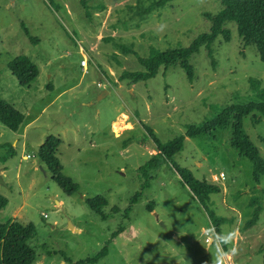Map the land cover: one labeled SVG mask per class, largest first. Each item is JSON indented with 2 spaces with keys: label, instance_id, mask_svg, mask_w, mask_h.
<instances>
[{
  "label": "rangeland",
  "instance_id": "obj_1",
  "mask_svg": "<svg viewBox=\"0 0 264 264\" xmlns=\"http://www.w3.org/2000/svg\"><path fill=\"white\" fill-rule=\"evenodd\" d=\"M222 8V0H0V96L25 115L18 131L0 123V144L16 149L0 163V192L9 199L0 219L36 224L29 241L34 264H88L109 239V254L96 264H264V175L256 182L251 160L232 146L233 119L212 134L186 137L174 156L198 178L220 185L206 205L225 218L224 247L207 208L168 163L126 217L141 189L138 168L157 152L142 124L167 144L190 125L259 99L264 89V61L254 45H245L234 21L226 23L230 40L220 36L214 43V61L204 46L192 55L193 82L179 63L136 85L120 80L124 70H144L140 58L149 57L151 47L189 46ZM19 55L40 69L26 86L10 67ZM244 129L264 156V115L247 116ZM51 134L62 140L64 172L80 184L73 195L41 168L39 148ZM7 150L0 146V157ZM221 172L226 178L217 180ZM96 196L108 200V219L87 204ZM257 196L263 210L245 228Z\"/></svg>",
  "mask_w": 264,
  "mask_h": 264
},
{
  "label": "trees",
  "instance_id": "obj_2",
  "mask_svg": "<svg viewBox=\"0 0 264 264\" xmlns=\"http://www.w3.org/2000/svg\"><path fill=\"white\" fill-rule=\"evenodd\" d=\"M222 3L223 8L211 17L212 25L209 31L201 33L186 47L170 48L164 51L151 47L149 57L140 58L144 70H124L120 80L127 79L133 83L147 81L155 77L161 67L168 68L179 63L186 71L189 80L193 82L195 80V66L191 63L192 55L198 53L201 47L204 46L208 49V54L214 61L213 45L217 38L223 36L226 40H230L231 31L226 27V23L229 21L236 22L238 33L244 40L245 45H254L259 52L260 58L264 61V0H222ZM25 32L34 41H39L38 38L31 36L28 28H25ZM10 67L19 83L23 86L31 84L40 73L38 64L28 55L15 57ZM252 82L253 88L257 91V88H259L258 80L253 79ZM257 94L259 99L233 104L222 110L215 119L205 121L199 125H190L186 134L180 135L167 144L160 141L152 127L141 123L148 131L149 137L154 141L157 152L138 168L139 177L142 179L141 189L131 198V205L127 208L126 217H129V213L133 208L132 204L136 203L142 196V192L150 187L155 173L164 163H168L170 167L179 173L182 177V182L189 185L195 196L207 208L206 203L210 200L211 193L220 192V185L198 178L192 169L179 165L174 160V156L183 149L186 137L212 134L218 128L229 126L230 119H233L234 122L232 123V146L251 160L253 177L256 182L260 183L261 177L264 175V156L261 153V149L244 129V119L247 116L254 112L264 115V89L259 90ZM24 121V113L0 96V123L14 131H18ZM259 122H261V118L256 115L254 123L257 124ZM61 143L60 136L51 134L41 144L38 154L42 164L50 172L52 179L62 191L67 195H73L80 190V184L64 172L65 166L58 153ZM0 146L8 147L7 152L0 157V163H5L16 154V149L10 143H2ZM259 199L260 197L257 196L250 201V205L255 203L257 206L254 209L253 217L246 222L245 228L256 224L260 218L263 206L259 203L257 204ZM86 201L93 211L103 219H108V215L103 209V206L109 203L105 197L96 196L91 199L88 198ZM8 203L9 199L0 192V211ZM115 209L118 211L117 208ZM207 210L214 229L224 247L226 242L223 237L221 224L225 221V218L218 215L214 210L208 208ZM37 233L38 229L34 222L25 224L16 219H9L5 222L0 219V264H34L37 261V253L29 241ZM117 235L118 233L114 232L112 236L116 237ZM111 242L112 239L106 240L102 250L89 257L86 262L88 264H96L100 259L106 257L109 254V244ZM261 252H264V247ZM81 261L83 262V260Z\"/></svg>",
  "mask_w": 264,
  "mask_h": 264
},
{
  "label": "crops",
  "instance_id": "obj_3",
  "mask_svg": "<svg viewBox=\"0 0 264 264\" xmlns=\"http://www.w3.org/2000/svg\"><path fill=\"white\" fill-rule=\"evenodd\" d=\"M133 85H136V83H133ZM48 86H50L51 88L53 87V84H49ZM133 89V88H132ZM68 90H69V88H65L64 90H62L57 96H56V99H58V98H61V96L63 95V94H65V93H67L68 92ZM103 92H105L104 90H103ZM44 110V109H43ZM42 110V111H43ZM41 111V112H42ZM38 120V117L37 118H35L34 120H32V121H30V122H28L27 124H26V127L27 128H29L34 122H36ZM25 127V128H26ZM23 135H24V133H23ZM23 157L24 158H26L27 157V154H24L23 155ZM44 166V165H43ZM64 166H65V164H64ZM7 164H6V168L4 169V171H7ZM44 168H45V172H47L48 170L46 169V167L44 166ZM57 203L59 204V203H61V201H59V200H57Z\"/></svg>",
  "mask_w": 264,
  "mask_h": 264
},
{
  "label": "built area",
  "instance_id": "obj_4",
  "mask_svg": "<svg viewBox=\"0 0 264 264\" xmlns=\"http://www.w3.org/2000/svg\"><path fill=\"white\" fill-rule=\"evenodd\" d=\"M82 64L83 66L87 65L88 64V59L87 57L85 56V58L82 60ZM226 178V174L224 172H221L219 175L216 176V179L217 180H220V179H225Z\"/></svg>",
  "mask_w": 264,
  "mask_h": 264
},
{
  "label": "water",
  "instance_id": "obj_5",
  "mask_svg": "<svg viewBox=\"0 0 264 264\" xmlns=\"http://www.w3.org/2000/svg\"><path fill=\"white\" fill-rule=\"evenodd\" d=\"M104 91H105V92H103L102 95H104V94H106V93L108 92L107 90H104ZM41 168H42L44 171H46L43 165H41ZM0 181L3 182V176H2V175H0ZM71 226L73 227V225H71Z\"/></svg>",
  "mask_w": 264,
  "mask_h": 264
}]
</instances>
